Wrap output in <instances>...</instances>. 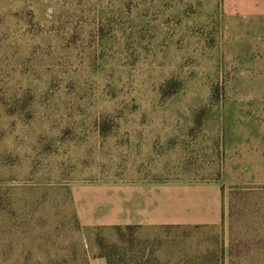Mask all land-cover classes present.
Here are the masks:
<instances>
[{
	"label": "rangeland",
	"instance_id": "rangeland-1",
	"mask_svg": "<svg viewBox=\"0 0 264 264\" xmlns=\"http://www.w3.org/2000/svg\"><path fill=\"white\" fill-rule=\"evenodd\" d=\"M262 10L264 0H0V264L89 263L98 235L118 242L82 225L77 197L132 170V127L212 145L225 161L209 135L264 114ZM184 157L193 170V152ZM224 190V228L140 229L137 251L154 264H264V244L234 237L264 189Z\"/></svg>",
	"mask_w": 264,
	"mask_h": 264
},
{
	"label": "crops",
	"instance_id": "crops-1",
	"mask_svg": "<svg viewBox=\"0 0 264 264\" xmlns=\"http://www.w3.org/2000/svg\"><path fill=\"white\" fill-rule=\"evenodd\" d=\"M256 16L263 20L264 10ZM255 108L264 111V103ZM255 121L258 123L251 127L222 125L221 131H216L221 135H209L221 136L225 155L221 163L213 160L216 147L212 145L196 143L189 149L174 142L182 136H167L148 125L132 127L125 151L132 170L117 175L115 182L80 191L77 205L82 225L111 229L135 226L139 230L224 228V188L264 189V114H256ZM156 141L162 145L156 147ZM190 151L193 170L189 171L183 169L181 161ZM148 158L154 159L153 169L140 170ZM256 211L259 215L244 225L238 221L241 235L234 237L240 238L239 243L264 244V205ZM89 264L107 261L90 256Z\"/></svg>",
	"mask_w": 264,
	"mask_h": 264
},
{
	"label": "trees",
	"instance_id": "trees-1",
	"mask_svg": "<svg viewBox=\"0 0 264 264\" xmlns=\"http://www.w3.org/2000/svg\"><path fill=\"white\" fill-rule=\"evenodd\" d=\"M118 242L110 243L104 236L98 235L96 245L98 254L96 257L104 258L107 264H154V260L145 250L137 251L141 245L138 237L139 228L135 226L115 227ZM83 264H89L84 262Z\"/></svg>",
	"mask_w": 264,
	"mask_h": 264
}]
</instances>
